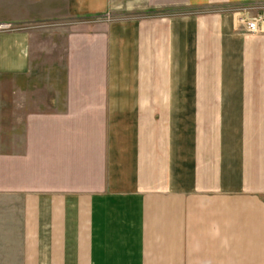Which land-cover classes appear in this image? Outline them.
Segmentation results:
<instances>
[{
    "label": "crops",
    "instance_id": "0c3cea01",
    "mask_svg": "<svg viewBox=\"0 0 264 264\" xmlns=\"http://www.w3.org/2000/svg\"><path fill=\"white\" fill-rule=\"evenodd\" d=\"M244 6L264 0H0L29 26L0 34V264H264Z\"/></svg>",
    "mask_w": 264,
    "mask_h": 264
},
{
    "label": "rangeland",
    "instance_id": "374dc122",
    "mask_svg": "<svg viewBox=\"0 0 264 264\" xmlns=\"http://www.w3.org/2000/svg\"><path fill=\"white\" fill-rule=\"evenodd\" d=\"M248 7V6H246ZM148 14V13H147ZM152 16H158V13H152L151 14ZM129 17L130 15L129 14H126V13H120L119 15H107L105 17H102V18H95V19H91L90 20H87V19H83L82 21L81 20H72L70 21V23L68 24H72L74 25L75 23H78V24H83V25H88V24H93V23H96V22H101V21H107V22H111V21H118L122 18H126V17ZM138 18V16H143L141 14H136L134 15ZM160 16V15H159ZM39 26V25H38ZM29 26L28 24L25 26V25H18L16 23H11V22H1L0 21V34H10V33H13V32H16V31H21V30H24V29H28ZM6 241L4 242H0V246H2L1 248L3 249L2 251H9L10 248H12V242L11 240H7L5 239ZM0 251V252H2Z\"/></svg>",
    "mask_w": 264,
    "mask_h": 264
},
{
    "label": "built area",
    "instance_id": "2783aa9c",
    "mask_svg": "<svg viewBox=\"0 0 264 264\" xmlns=\"http://www.w3.org/2000/svg\"><path fill=\"white\" fill-rule=\"evenodd\" d=\"M256 10H261L264 13V6L261 9H258L256 6H244L237 10V13L240 15V22L242 25H246L248 33H256L258 31V22L263 20V16H259V18L251 17L252 12Z\"/></svg>",
    "mask_w": 264,
    "mask_h": 264
}]
</instances>
